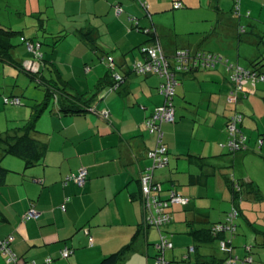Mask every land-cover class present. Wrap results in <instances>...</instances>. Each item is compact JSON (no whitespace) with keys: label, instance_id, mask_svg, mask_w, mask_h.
I'll list each match as a JSON object with an SVG mask.
<instances>
[{"label":"crops","instance_id":"crops-1","mask_svg":"<svg viewBox=\"0 0 264 264\" xmlns=\"http://www.w3.org/2000/svg\"><path fill=\"white\" fill-rule=\"evenodd\" d=\"M31 1L39 3L32 14L42 18L41 25L23 35L44 41L43 49L55 37L65 36L56 46L48 45L42 61L24 65L42 70L67 95H84L86 100L95 96L90 105L98 113L58 114L59 109H46L35 124L46 153L32 166L0 151V167L7 170L0 183V240L13 236L12 248L23 263L97 264L132 244L121 264H155L157 245L165 237L173 244L163 253L171 264H223L226 254L207 233L235 205L236 264L255 263V256L248 260L247 247L258 242L264 250V83L244 80L239 102L230 104L226 66L249 70L253 61L264 57V0H142L150 16L137 0H0V27L14 29L2 18L21 10L15 4L27 12ZM176 2L184 7L174 10ZM130 15L153 35L131 29ZM53 17L56 27H46L43 18ZM89 29L97 50L83 40L82 32ZM235 35L238 44L228 42ZM225 38L222 48L210 43ZM156 43L168 57L187 49L219 55L227 63L196 69L179 80L172 101L176 121L163 124L169 165L155 169L149 153L157 146V136L147 131L145 122L165 102L159 90L164 79L136 75L131 67L143 59L140 47ZM22 49L15 50L18 61L19 53L25 54ZM235 50L233 56L230 52ZM102 56L112 57L116 74L126 79L116 92L104 87L109 69ZM101 87L105 90L100 97ZM9 110L0 107V116ZM14 112L13 117L3 116L0 133L24 127L33 109ZM235 112L244 115L241 129L247 141L245 150L230 153L226 127ZM82 168L87 170L83 187L64 184ZM145 173L162 184L160 201L168 200L173 189L189 199L186 204H169L170 222L160 228L150 224L154 206L145 208L141 201L140 178ZM232 175L247 187L237 190L242 192L237 199L229 186ZM32 209L39 218L24 222ZM65 249L74 251L68 259L61 257ZM258 253L257 263L264 264V253L262 260ZM0 264H8L1 252Z\"/></svg>","mask_w":264,"mask_h":264},{"label":"built area","instance_id":"built-area-1","mask_svg":"<svg viewBox=\"0 0 264 264\" xmlns=\"http://www.w3.org/2000/svg\"><path fill=\"white\" fill-rule=\"evenodd\" d=\"M145 11L148 10L149 6L138 0ZM174 9H181L184 7L183 3H174ZM236 13L240 11L239 3L235 7ZM122 12L121 8L118 7L117 13ZM150 16V14H147ZM129 22H133L134 25H139L138 21L133 18H128ZM146 32H150L146 30ZM29 49L35 53L40 49V45L35 48L31 44H27ZM141 52L144 55L143 59L136 61L132 65V71L139 76H150L156 75L164 79V82L160 86V93L164 96L165 102L163 105L155 108L152 115L146 120L145 127L150 134H156L157 136V146L154 151L149 153L150 158L154 159V166L156 168H165L169 164V158L165 155L167 148L163 143L164 132L163 124H172L175 122V111L173 106V98L176 93V87L179 84L178 77L184 73L191 72L192 70L199 68H214L218 63H227L223 57L213 54H201L192 53L189 50L183 49L176 52V54L169 58L167 57L159 45L144 46L141 48ZM109 66L114 68V60L112 58L108 59ZM228 70L231 72V81L233 83V88L228 96V102L230 104L236 105L240 100V94L244 91V80H250L252 83L257 84L259 82L264 83V75H260L258 72H252L250 70L241 69L238 66L228 65ZM115 85L112 91H117L120 88V84L123 82V77L116 74L114 77ZM15 105H19L20 102L15 100L13 102ZM243 122V115L239 112H235L229 119L227 123V133L228 141L227 148L231 152L240 151L245 148L246 137L241 134L239 126ZM263 141H260L262 144ZM87 181V170L82 168L76 174L69 175L65 178L64 184L69 182H74L78 187H83ZM143 196L146 200L145 208H150L154 206V212L151 217L150 224L158 228L166 225L170 222V216L166 212V208L169 207L171 203H183L186 204L188 199L183 198L177 191L171 190L170 197L168 200H159V192H161V185H155L153 175L151 173H145L141 179ZM238 190H240L238 188ZM65 210L64 207H62ZM39 213L35 210H30L24 215V221L31 219H38ZM238 216L237 210H233L227 219V225L219 226L216 230L224 232L234 231V221ZM13 238L9 237L5 240H0V252L6 256L8 264H37L36 262L23 263L20 262L18 256L13 251L11 244ZM92 244V242H91ZM222 252L226 254V260L224 264H236L237 257L234 254V248L228 246L226 243L222 242L220 244ZM159 255L156 257L155 264H170L168 260L163 256L164 250L166 248H172L173 244L169 242L165 237L161 238L159 245ZM193 250V249H191ZM72 249H65L61 253L63 259H68L73 255ZM235 256V257H234ZM252 261V259H248ZM51 259H47L46 262H50Z\"/></svg>","mask_w":264,"mask_h":264},{"label":"trees","instance_id":"trees-1","mask_svg":"<svg viewBox=\"0 0 264 264\" xmlns=\"http://www.w3.org/2000/svg\"><path fill=\"white\" fill-rule=\"evenodd\" d=\"M117 8H118V6H117ZM173 9H174V7H173ZM174 10H178V9H174ZM148 13L150 14L149 8L146 11V14H148ZM130 17H133V16L130 15ZM131 23H132L131 29L140 30V31L142 30L143 32L147 33L148 35L149 34L151 36L153 35V31H151L150 29H148L150 32H146L145 29L144 30H143V28L141 29L139 27V25L136 26V25H134L133 22H131ZM23 34H24L23 30H15V29H11L8 27H0V71H1L0 74L2 75V77L3 76H11V77L15 78L14 82H16V83L19 81V78L23 76L24 78H28L30 81L36 82L37 85H41V86L45 85L46 86L45 87L46 88L45 89V98H44V101L42 103H35L34 105L31 106V109H33V114H32L30 121L24 127L16 128V129H13L10 131L0 133V151H1V153L3 152L2 153L3 155L4 154L5 155L10 154V155L17 156V157L25 160V162L27 163V166H32V165L36 164L39 160H41L46 153V144L44 143L45 140L41 139L42 136L39 135V132L37 131L35 124H36V121L38 120V118L41 116V114L47 109L51 100L53 99L55 101V105H56L55 109H59L58 114L59 113H65V114L81 115V114L86 113V112H96L94 106L90 105L92 100H93L92 98L95 96H92L88 100H86V99H83L84 95H79V96L78 95H74V96L67 95V92L65 90L61 89V87L55 81H53L49 77L45 76L43 74L42 70H40V69L31 70V69L26 68V66L24 65V61L23 60L18 61L17 57L15 56V50L18 49V46H21L22 48H26V50L29 51L30 53H32L35 56V58H38L39 60L42 61L44 58L43 45L45 43H44V41H41L39 39L34 40L33 38L25 37ZM82 34H83L82 36H83V40L85 41V43L90 45V48L92 50H97V47L95 46L94 42L91 41L92 40L91 39L92 30L89 29L88 33L82 32ZM64 36L65 35H60V36L55 37L56 38L55 42L51 46H56L58 43H60V41L63 39ZM16 37L18 38L17 44H15V42H14V39ZM28 43L33 45L35 48L37 47V45H40V49L37 51L38 53L31 51L27 45ZM46 45H47V43H46ZM155 45H159V44L156 43ZM139 50L141 51V47ZM196 53L206 54V53L201 52V51L196 52ZM143 57H144V55H143ZM100 58L102 60L104 59L106 61V64H107L108 69H109V73L103 81L104 87L106 86V88L108 87L109 91H112V88L115 85L114 77L116 75V72H115L116 64L114 62L115 67L111 68L109 66L108 59L112 58V57L106 56L104 58L102 56ZM169 58H172V57H169ZM234 66H236V65H234ZM263 67H264V57L256 59L255 61H253L251 63L252 69H249V70L252 72H258L260 75H264ZM228 68H229V66H226L227 70H228ZM194 70H196V68ZM194 70H192L191 72L184 73V74L180 75L178 77V80L182 81L183 76L191 74ZM131 71H132V67H131ZM229 73L230 74H228V77L230 79V84L233 88V83L231 81V72H229ZM125 80L126 79L123 77V82L120 84V87L124 84ZM2 82H3V92L0 94V96L4 95L5 103L9 104V105H13V106H23L24 101H23V97H22L23 95L21 94L23 91L21 92V89L8 90V87H10V85L7 83V80L4 78V79H2ZM16 86H17V84H16ZM104 87H101L100 89H98V93H99V94H97L98 96L101 97V94H103V92L105 90ZM18 88H19V86H18ZM5 93H8V94H5ZM68 96H70V97H68ZM15 100H18L20 102V104L15 105L13 103ZM96 113H98V111ZM241 114L243 115V113H241ZM243 120H244V115H243ZM175 121H176V118H175ZM241 126H242V124L239 126L240 132H241V134H243L245 136V134L243 133V131L241 129ZM35 136H37V137H35ZM246 141H247V137H246ZM246 141H245L244 147H246ZM260 141H263V140H260ZM260 141H259V144H260ZM163 143H164L165 147L167 148V152L165 153V155L169 157V150H168V147L164 141V138H163ZM260 145H262V144H260ZM243 150H245V148H242L240 151H237V152H241ZM237 152H231L230 151V153H237ZM6 172H7L6 169L0 167V183L2 182ZM143 176L144 175L141 176L140 182H141V179ZM154 184L157 186L162 185L160 182H157L155 180H154ZM229 186L233 192L232 193L233 197L235 199L239 198L238 191H240V190H238V188L241 189V184L237 183L236 181L231 179ZM250 186H252V184ZM143 195L144 194H143V189H142V184H141V201H142V204L144 207L146 205V200H145ZM255 195L257 198L261 197L259 191H256ZM188 201H189V199H188ZM234 209L237 210V212H239L238 208L234 205L232 210L230 212H228V214L226 215V217L223 221L212 225L208 230L207 234L209 235V237L211 239L218 241L220 250H221L220 244L222 242L226 243L228 246L234 248V250H235L233 239L237 236V233H238L237 224L234 225L235 229L231 233L216 230L219 226L227 225L228 216ZM31 220H36V219H31ZM24 222H26V221H24ZM10 237H12L14 240L13 236H10ZM11 247H12V244H11ZM247 248H249V252H250V256H248V259L251 258L253 260V256H251V254H252L254 247L249 246ZM130 250H132V244L125 246L120 251H118L114 254H111L109 256L104 257L97 264H121L122 261L125 260V257L129 253ZM194 250L196 251V248H194ZM18 258L20 260L19 256H18Z\"/></svg>","mask_w":264,"mask_h":264},{"label":"rangeland","instance_id":"rangeland-1","mask_svg":"<svg viewBox=\"0 0 264 264\" xmlns=\"http://www.w3.org/2000/svg\"><path fill=\"white\" fill-rule=\"evenodd\" d=\"M3 1V0H2ZM36 1V0H34ZM42 3V2H41ZM39 3H35V2H29L28 3V11L26 12L25 9H23V5L21 4H15L16 6H19V7H22L21 10H17L15 11L12 16H7V15H3L4 17L2 18L4 24L6 23L7 25L6 26H12L14 25L16 30H20L22 29L24 26H28V28L30 29H26L24 31V34L26 35H29V32L31 30H36L38 31V28L40 27L41 25V21L38 14H32V12H38V11H32L33 8H35ZM42 7H43V4H42ZM43 19H47V21L45 22L46 24V27L49 26L51 29L56 27V22L54 20V17L51 18V19H48V18H43ZM26 24V25H25ZM35 26L34 28H32V26ZM18 26V27H17ZM230 40H228V42H232L231 40L233 39V42L238 44V38H237V35L235 36H232V38L230 37L229 38ZM244 40V39H243ZM226 41V38L225 40L224 39H219L218 41L216 39L212 40L210 43H215L214 44V47H218V48H222L223 46V43ZM14 42L15 44H17L18 42V38L16 37L14 39ZM208 43V44H210ZM48 45H52L51 43H47ZM45 46L43 51L44 52H47L49 53V49L48 47L49 46ZM21 47V46H18V48ZM48 49V51H47ZM25 50V51H24ZM22 51H24V55L21 54V52L19 53L21 56L19 57L21 60H23L24 62L28 61V62H34L37 60H39L38 58H35V56L30 53L29 51L26 50V48H23ZM219 53L221 54H226L225 52L226 51H223L222 49H220L218 51ZM231 54H233V56H236L237 55V51H232L230 52ZM244 53V52H243ZM23 55V56H22ZM242 56V55H241ZM232 58V57H230ZM243 58V57H242ZM233 59V58H232ZM1 72V71H0ZM6 79L7 80V83L10 85V87H8V90H11V89H14V90H17V89H21V94L23 95V101H24V105L23 106H13V105H9V104H6L5 101H4V95L0 97V104H1V109H11L9 111H11V113L8 111L6 113H2L1 116H0V128L3 127L2 124L4 123V120L5 118L8 116V115H11V117L14 116V109H23L25 107H28V108H31L32 105H34L35 103H42L44 101V98H45V85H37L36 82H33V81H30L28 78H24L23 76L19 78V81L16 83L14 82L15 78L11 77V76H3L0 74V94L3 92V82H2V79ZM17 84V86H16ZM19 86V88H18ZM26 102V103H25ZM56 108V105H55V101L52 99L51 102L49 103L47 109H55ZM5 118H4V117ZM253 168L255 170H259L257 168L254 167V165H252ZM243 168V167H242ZM244 169V168H243ZM232 180L236 181L237 183H241V189H242V192H244L245 190H247V187L244 185V183H242V180H238L237 178L234 177V175H232ZM244 190V191H243ZM261 191L263 192V189H261ZM241 192V193H242ZM241 193L239 194V196L241 195ZM263 197L261 198L260 197V200H262ZM159 240H160V237H159ZM257 245L253 246L255 247V250L252 252V256L256 257V261L255 263L253 264H258L257 263V253L258 255L260 256V259L262 260V257H261V254L264 253V250L262 248H260V244H258V242L256 243ZM241 250V249H240ZM262 250V251H261ZM217 256H221L220 252L217 251ZM263 261H264V258H263ZM260 264V263H259Z\"/></svg>","mask_w":264,"mask_h":264}]
</instances>
